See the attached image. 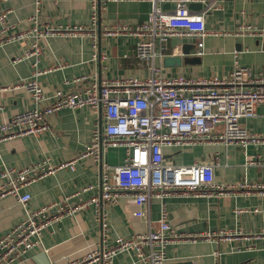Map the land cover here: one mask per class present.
<instances>
[{"label": "crops", "instance_id": "crops-1", "mask_svg": "<svg viewBox=\"0 0 264 264\" xmlns=\"http://www.w3.org/2000/svg\"><path fill=\"white\" fill-rule=\"evenodd\" d=\"M105 2L101 7L96 38L90 33L75 37L55 35L41 43L43 54L39 66L53 68L39 77L47 94L64 86L65 80L82 75L102 81L146 77L150 73L135 55L139 36L119 27L134 26L147 20L152 9L151 1ZM190 4L192 12L208 8L206 26L211 33L205 37V53L200 56V62L177 67H165L163 59L160 60L166 75L225 76L233 69L236 60L250 67L253 73L264 71V40L259 36L236 34L238 24L242 22L264 25V0H205L203 9ZM1 7L8 12L9 22L19 30L30 26V18L35 14L33 0H8ZM39 19L51 25L88 24L90 0H43ZM95 41L97 47L93 46ZM196 41L197 38L175 37L169 40L168 47L172 49L180 45L183 52V45L190 43L191 50L196 51ZM29 50L28 41L0 47V88L13 86L32 76V61L23 57ZM95 53L106 54L107 58L95 59ZM34 105L23 87L0 91V121ZM48 120L51 130L0 143V171L4 165L22 168L43 156L49 157L53 163L73 159L91 146L95 125L98 123L103 127L104 123L103 116L88 107L63 108L51 114ZM242 122L252 133L264 135V103L257 106L256 116ZM124 156L123 147L104 148L101 159L88 155L78 160L75 170L63 168L32 183L28 187L31 199L26 207L29 209L60 201L89 184L97 186L84 191L82 196L97 200L44 229L40 242L9 264H63L84 256L95 247H108L118 237L129 238L147 231L149 223L133 214L136 205L127 193L120 192L119 201L109 207L104 206L100 196L102 163L118 166L123 163ZM166 158L177 164L213 163L215 182L233 187L224 194H172L151 199L149 215L152 221L158 219L165 203L178 232L197 237V240L171 242L164 264L183 261L214 264L216 250L222 251L224 264H264V187H258L264 185V141L246 146L207 142L167 148ZM250 159H254V163H249ZM97 207L108 210L109 230L106 235L96 213ZM256 207L260 210L253 211ZM241 208L249 210L238 213ZM25 216L26 209L14 196L0 197V237ZM113 264L144 263L137 259L134 251H123L115 256Z\"/></svg>", "mask_w": 264, "mask_h": 264}, {"label": "built area", "instance_id": "built-area-1", "mask_svg": "<svg viewBox=\"0 0 264 264\" xmlns=\"http://www.w3.org/2000/svg\"><path fill=\"white\" fill-rule=\"evenodd\" d=\"M5 1L8 0H0V47L28 41L30 50L23 57L31 59L33 73L18 84L0 88V91L23 87L35 105L0 121V143L51 130L48 117L63 108L88 107L101 114L104 123L103 127L98 123L95 125L91 146L73 159L53 163L49 157L43 156L22 168L3 166L0 197L14 196L26 209V216L0 237V264H9L24 256L40 242L44 229L97 200L82 196L84 191L97 186L89 184L60 201L29 209L26 207L31 199L28 187L57 170H75L80 158L94 155L101 159L103 149L108 147H123L125 156L118 166L102 163V202L104 206H112L119 201L120 192L127 193L136 205L133 214L145 218L149 229L129 238L118 237L108 247H95L84 256L69 259L63 264H113L115 256L123 251H134L144 264H164L171 242L197 240V237L178 232L165 203L158 219L152 221L149 215L151 199L172 194H224L233 187L215 182L213 163L194 161L177 164L166 158V149L207 142L246 146L264 141V135L252 133L242 122L256 116L257 106L264 103V71L253 73L250 67L236 60L233 69L225 76L166 75L159 61L165 56L184 55L180 45L172 49L168 47L171 38H197L195 53L199 56L205 53V37L211 33L206 26L208 8L200 12H192L189 8L190 3L205 0H149L152 9L147 20L134 26L119 27L139 36L135 55L148 68V76L98 81L82 75L65 80L64 86L47 94L39 77L53 68L39 66L43 54L41 43L55 35L75 37L90 33L96 38L99 9L107 0H90L88 24L66 25L40 21L43 0H33L35 14L30 18V26L20 30L9 22L8 12L2 9L1 4ZM166 3L173 7L167 8ZM236 34L259 36L264 40V25L242 22L238 24ZM93 46L97 47L96 41ZM98 57L106 59L107 55L95 53L94 58ZM248 162L254 163V159ZM106 210L105 207L96 210L105 235L109 230ZM248 210L241 208L237 212ZM259 210L257 207L253 209ZM221 255L220 250L214 252V264H224Z\"/></svg>", "mask_w": 264, "mask_h": 264}, {"label": "water", "instance_id": "water-1", "mask_svg": "<svg viewBox=\"0 0 264 264\" xmlns=\"http://www.w3.org/2000/svg\"><path fill=\"white\" fill-rule=\"evenodd\" d=\"M169 3H166L165 6H168ZM190 5H195L200 9H203V2H192ZM101 14V9H99V17ZM184 56H165L163 58V65L165 67H177L183 64H194L195 62H200V56L195 54V51L191 50L190 43L183 45ZM193 53V54H192ZM166 264H192L190 261L175 262V263H166Z\"/></svg>", "mask_w": 264, "mask_h": 264}]
</instances>
